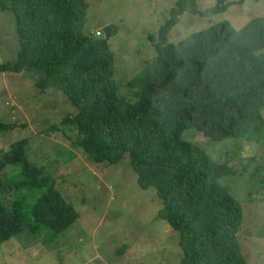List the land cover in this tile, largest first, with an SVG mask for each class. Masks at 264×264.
Masks as SVG:
<instances>
[{"label":"trees","instance_id":"trees-1","mask_svg":"<svg viewBox=\"0 0 264 264\" xmlns=\"http://www.w3.org/2000/svg\"><path fill=\"white\" fill-rule=\"evenodd\" d=\"M235 4L216 0L200 10L198 0H176L159 29L156 56L127 82L137 99L131 103L114 79L110 40L118 28L109 27L106 38L84 35L86 0H0V11L17 19L20 46L18 61L1 64L0 73L45 71L38 86L62 92L78 110L64 120L78 130V147L98 163L131 159L139 185L155 188L165 203L160 215L179 234L181 264H248L237 240L243 207L221 182L234 169L183 131L264 143V17L240 30L223 21L169 42L184 13L214 17ZM17 126L0 123V130ZM28 147L26 140L0 151V246L24 231L25 208L34 202L35 219L56 234L78 217L31 163ZM16 166L17 180L6 184L2 175ZM25 188L39 192L30 197Z\"/></svg>","mask_w":264,"mask_h":264},{"label":"rangeland","instance_id":"rangeland-1","mask_svg":"<svg viewBox=\"0 0 264 264\" xmlns=\"http://www.w3.org/2000/svg\"><path fill=\"white\" fill-rule=\"evenodd\" d=\"M86 1L84 35L95 37L100 32L106 38L109 27L118 28L110 40L114 79L120 84L119 96L135 103L127 82L156 56L159 29L176 0ZM236 1L214 17L184 13L169 33V42L223 21L240 30L264 17V0ZM215 4L216 0H198L200 10ZM19 51L17 19L13 12L0 11V65L15 64ZM45 78V71L0 73V123L18 125L0 130V151L28 140L31 163L42 168L78 217L56 234L35 219V202L30 198L34 203L25 208L26 228L0 246V264H181L179 234L160 215L165 203L158 191L139 185L128 156L118 164L98 163L78 147V130L64 123L78 110L62 92L41 89L38 83ZM183 138L234 169L221 182L243 207L237 240L248 264H264V143L245 136L215 141L196 128L185 129ZM10 169L16 173L8 170L2 175L6 184L21 170ZM35 192L39 191L29 192L30 197Z\"/></svg>","mask_w":264,"mask_h":264},{"label":"built area","instance_id":"built-area-1","mask_svg":"<svg viewBox=\"0 0 264 264\" xmlns=\"http://www.w3.org/2000/svg\"><path fill=\"white\" fill-rule=\"evenodd\" d=\"M96 36H97V37H100V36H101V33H100V32H97V33H96Z\"/></svg>","mask_w":264,"mask_h":264}]
</instances>
